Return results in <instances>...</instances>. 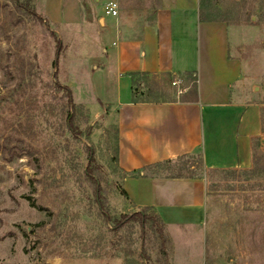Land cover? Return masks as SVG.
<instances>
[{"label":"rangeland","instance_id":"1","mask_svg":"<svg viewBox=\"0 0 264 264\" xmlns=\"http://www.w3.org/2000/svg\"><path fill=\"white\" fill-rule=\"evenodd\" d=\"M42 2L0 0V264H186L184 248L195 254L201 233L175 230L172 240L153 211L142 209L141 223L120 190L99 24H51ZM204 3L209 16L255 26L264 37V0ZM171 80L148 81L164 98ZM55 81L71 88L72 106ZM252 149L249 167L205 170L190 155L164 168L205 178L204 253L190 264H264V141Z\"/></svg>","mask_w":264,"mask_h":264},{"label":"crops","instance_id":"2","mask_svg":"<svg viewBox=\"0 0 264 264\" xmlns=\"http://www.w3.org/2000/svg\"><path fill=\"white\" fill-rule=\"evenodd\" d=\"M109 1L117 2L116 15L104 12ZM204 2L43 0L40 7L51 24H99L101 78L115 110V165L128 206L153 211L172 240L175 230L200 232L199 257L205 178L164 168L190 155L205 170L249 167L253 141H264V37L255 26L209 16ZM133 73L179 83L169 96L133 102ZM138 85L143 91L144 82ZM183 253L190 264L195 254Z\"/></svg>","mask_w":264,"mask_h":264},{"label":"trees","instance_id":"3","mask_svg":"<svg viewBox=\"0 0 264 264\" xmlns=\"http://www.w3.org/2000/svg\"><path fill=\"white\" fill-rule=\"evenodd\" d=\"M32 13L35 14L34 12H32ZM56 42H57L56 43V50H55V53H54V59L52 61V66L54 67V69H56V67H57L58 58H59L60 51H61V43H60V41L57 40ZM132 75L134 77V80L132 82V101L133 102L142 101L143 99H147V98L148 99H157L159 97V94H157L158 93L157 92L158 91L157 90L158 84L155 81H148L150 78L148 77L147 73H133ZM53 77H56V71H54ZM194 80L195 79H193V82L190 85V93H193L194 97H196V83H195ZM139 81H143L144 82V87L146 89L145 92L139 90V88H140V86L138 85ZM55 84H56L57 88H59L60 90H62L65 93V95L67 97V102L69 103L70 106H72L73 105V98H72L71 88L69 86H67V85H61L57 81H55ZM262 125L264 126L263 114H262ZM67 126L72 132H76L75 125L73 123V115L72 114H68V116H67ZM196 156L198 157V165L201 166L202 165L201 158H200L199 155H196ZM253 156L254 155H253V149H252V157ZM186 157H189V156H183V157H180V159H183V158H186ZM92 161H93V155H92V153H89V163H91ZM159 165H161V164H157L156 166H159ZM184 166H186V162L183 163L182 167H184ZM85 174L91 180H93L95 182V184H96L95 195H96V199H98V201H99L100 193H99V188L97 186L98 185L97 179L94 178L91 175V171H90L89 167H87L85 169ZM120 190H121L122 194L125 195V192L122 190L121 187H120ZM133 215L138 216V218L140 219L141 223H145L146 215H145V212H143V210H139V211L133 213ZM155 218L159 221V219L156 217V215H155ZM123 223H124V221H120L117 226H120ZM159 223H160V221H159Z\"/></svg>","mask_w":264,"mask_h":264},{"label":"built area","instance_id":"4","mask_svg":"<svg viewBox=\"0 0 264 264\" xmlns=\"http://www.w3.org/2000/svg\"><path fill=\"white\" fill-rule=\"evenodd\" d=\"M117 11H118V4L115 1H109L104 6V12L106 14L116 15ZM178 83H179L178 80H173L171 82L172 85H178ZM178 92L180 93L181 90L179 89Z\"/></svg>","mask_w":264,"mask_h":264}]
</instances>
